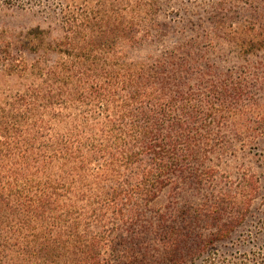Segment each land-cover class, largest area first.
Segmentation results:
<instances>
[{
    "label": "trees",
    "instance_id": "obj_1",
    "mask_svg": "<svg viewBox=\"0 0 264 264\" xmlns=\"http://www.w3.org/2000/svg\"><path fill=\"white\" fill-rule=\"evenodd\" d=\"M143 6H135L132 32L120 26L115 49L79 50L66 34L72 60L50 68L55 90L40 100L66 126L54 136L36 132L38 147L23 141L18 154L0 158V264H112L119 259L113 235L121 228L157 236L176 259L181 235L161 232L166 217L156 204L162 192L184 182L216 186L219 171L211 162L227 141L212 125L245 117L250 108L239 101L248 92L241 75L209 78L203 71L198 77L194 62L176 52L129 60L121 44L137 46L139 34L151 39L157 30ZM193 44L180 49L191 57ZM67 101L85 108L68 118ZM255 116L264 122V112ZM253 179L218 188L202 206L206 225L218 226L221 238L251 209ZM230 210L236 215L225 222ZM148 212L157 213L154 225L144 223ZM130 253H123L125 264Z\"/></svg>",
    "mask_w": 264,
    "mask_h": 264
},
{
    "label": "rangeland",
    "instance_id": "obj_2",
    "mask_svg": "<svg viewBox=\"0 0 264 264\" xmlns=\"http://www.w3.org/2000/svg\"><path fill=\"white\" fill-rule=\"evenodd\" d=\"M136 4L144 5L142 13L153 19L157 30L151 39L139 34L137 46L121 44L129 60L176 52L180 59L194 62L198 77L203 71L211 74L209 78L241 75L248 93L239 106L250 109L245 117L239 114L221 126L212 125L226 133L227 141L211 162L219 171L216 186L184 182L178 190L160 195L156 209L166 217L161 232L181 235L176 259L169 258L165 241L157 236L121 228L113 235L119 259L112 258V264H125L123 253L129 249L130 264H264V122L255 116L264 112V0H0V158L18 154L23 141L38 147L39 132L54 136L66 126L65 120L40 106L43 94L50 97L55 90L50 68L72 60L65 54L66 34L80 43L79 50L115 49L120 26L131 31ZM191 40L189 57L180 47ZM67 103L63 112L68 118L85 108L76 110ZM239 129L250 135L236 136ZM245 176L254 178L252 207L221 238L218 226L206 225L201 208L214 199L218 188L236 185ZM234 215L230 210L223 220ZM158 220L157 213L148 212L144 223Z\"/></svg>",
    "mask_w": 264,
    "mask_h": 264
}]
</instances>
